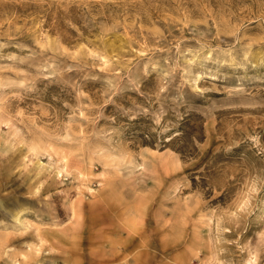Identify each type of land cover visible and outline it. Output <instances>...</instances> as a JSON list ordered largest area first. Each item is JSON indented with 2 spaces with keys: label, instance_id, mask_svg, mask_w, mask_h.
Instances as JSON below:
<instances>
[{
  "label": "rangeland",
  "instance_id": "obj_1",
  "mask_svg": "<svg viewBox=\"0 0 264 264\" xmlns=\"http://www.w3.org/2000/svg\"><path fill=\"white\" fill-rule=\"evenodd\" d=\"M0 264H264V0H0Z\"/></svg>",
  "mask_w": 264,
  "mask_h": 264
}]
</instances>
